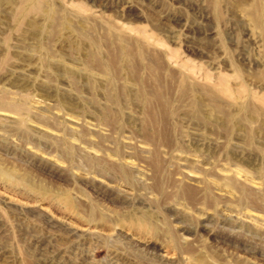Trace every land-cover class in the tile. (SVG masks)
Returning <instances> with one entry per match:
<instances>
[{"label":"rangeland","instance_id":"1","mask_svg":"<svg viewBox=\"0 0 264 264\" xmlns=\"http://www.w3.org/2000/svg\"><path fill=\"white\" fill-rule=\"evenodd\" d=\"M0 168V264H264V0H0Z\"/></svg>","mask_w":264,"mask_h":264},{"label":"bare ground","instance_id":"2","mask_svg":"<svg viewBox=\"0 0 264 264\" xmlns=\"http://www.w3.org/2000/svg\"><path fill=\"white\" fill-rule=\"evenodd\" d=\"M158 98H159V96H157ZM219 112L221 111V109H219V106L218 105H216V107H215ZM0 178H2V179H6V180H8V181H10L11 183H14V184H23V185H25V184H27L24 180L25 179H16L15 177H14V172L10 169V170H6V169H3V168H0ZM24 178V177H23ZM28 185V184H27ZM65 200H66V202H67V205H68V207H70V208H73V203L71 202V200L67 197V198H65Z\"/></svg>","mask_w":264,"mask_h":264}]
</instances>
